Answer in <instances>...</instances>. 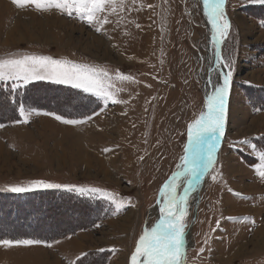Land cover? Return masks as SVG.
I'll use <instances>...</instances> for the list:
<instances>
[{"label":"rangeland","instance_id":"obj_1","mask_svg":"<svg viewBox=\"0 0 264 264\" xmlns=\"http://www.w3.org/2000/svg\"><path fill=\"white\" fill-rule=\"evenodd\" d=\"M126 3L133 10L121 13L119 27L113 16L98 33L55 9L37 12L12 0L0 2V58L49 55L103 68L113 77L119 70L138 81H106L127 104L105 103L47 80L15 92L10 81L0 82L13 99L35 109L28 123H16L18 111L13 120L7 117L16 103L0 94V189L43 179L102 188L125 206L117 212L107 199L62 189L0 191V238L59 241L52 247L0 245V264H70L81 253L87 254L83 264H129L138 236L159 217V189L177 170L188 123L204 110L211 31L198 0ZM225 11L232 27L222 54L235 59L226 130L217 153L218 179L204 176L191 193L187 264H264V178L254 167L264 150V107L255 111L259 108L244 92L247 86L264 88V5L227 0ZM48 109L84 122L65 124L45 114L53 113ZM244 139L249 144L239 143ZM99 156H115L107 163L119 171L104 173ZM4 206L17 213L5 212ZM202 246L205 252L199 253Z\"/></svg>","mask_w":264,"mask_h":264},{"label":"snow or ice","instance_id":"obj_2","mask_svg":"<svg viewBox=\"0 0 264 264\" xmlns=\"http://www.w3.org/2000/svg\"><path fill=\"white\" fill-rule=\"evenodd\" d=\"M18 8L33 7L37 12H50L55 9L60 14L69 17L75 16L81 21L93 27L96 32H101L105 25L112 24L110 17H117L116 27L124 18L122 12L133 10L126 0H12ZM137 0H131V5H135ZM204 14L211 25V43L214 46L215 68L209 69V83L212 84V91L205 97L204 110L190 121L187 125V142L184 145L183 154L179 157L180 163L177 170L170 178L164 182L159 189L161 199L159 204V217L150 227H145L138 236L134 249L129 258V264H187V251L185 249L186 229L189 227L188 217L190 211L189 200L191 193L195 191V186L199 184L204 176H211L213 181L218 179L219 169L216 168L217 153L221 139L225 134L228 101L231 93L233 70L235 59L222 54V46H226L231 29V21L228 18L225 5L227 0H202ZM251 4L264 5V0H249ZM148 8L154 5L148 4ZM264 23V21H262ZM140 28L139 24H136ZM203 59V57H201ZM216 71L220 81L213 83L211 72ZM50 81L55 84L70 85L73 88L82 90L84 93L95 95L105 103L109 101L114 104H127V100L117 99L113 91L114 83L106 84V81L119 80L121 82H135L131 75H126L117 70L116 76L97 66L88 63H78L67 58L54 59L49 55L24 54L14 58H0V82H11L10 87L13 92L22 87H26L34 81ZM148 87H151L148 85ZM122 91V89H116ZM21 119L16 123H28L29 117L35 109L27 108L25 104L15 101ZM259 111L260 109H254ZM53 115L57 120L65 124L75 125L82 123L73 118H65L56 113H45ZM91 116L86 120H91ZM4 125L0 123V128ZM241 144H249L247 139L239 141ZM255 149V145H251ZM110 151V149H105ZM260 163L254 165L258 175L264 178V150L258 152ZM143 160V157H140ZM181 178L184 183H178ZM182 188V191H178ZM38 189H62L68 192H75L81 196L90 198L107 199L116 208L122 207L113 194H109L105 189L97 187H85L70 183H54L48 180L35 179L28 184H8L0 191L13 193H26ZM229 191H232L229 189ZM130 199V198H129ZM134 207L135 205H130ZM228 220H236L238 217L230 216ZM247 219V217H245ZM255 223V221H252ZM221 220H216L219 227ZM99 227V225H96ZM215 231V229H213ZM52 243H59L53 241ZM52 243L39 239H2L0 245L12 246H32L44 244L52 247ZM208 244V240H204ZM103 252L105 249H99ZM205 247L199 249V253H204ZM81 253L70 264H83L81 257L86 256Z\"/></svg>","mask_w":264,"mask_h":264},{"label":"trees","instance_id":"obj_3","mask_svg":"<svg viewBox=\"0 0 264 264\" xmlns=\"http://www.w3.org/2000/svg\"><path fill=\"white\" fill-rule=\"evenodd\" d=\"M262 19V18H261ZM34 85H36V84H33V85H29V87H31V86H34ZM2 85L0 84V94H5L6 95V97H7V99H10L11 98V100H12V102H14L15 103V101H17L16 99H13V97L10 95V93H9V91H5L4 90V88L3 87H1ZM54 88H58V89H63V90H65V91H67V92H70V93H76V94H80V95H82L83 97H86V96H84L83 94H81L80 92H76V90H73V89H70V88H67V87H62V86H57V85H52ZM245 95L247 96V98H248V101H249V104L252 106V107H257V108H259V109H261V108H263L264 107V88H260V87H250V86H247L246 88H245ZM86 98H88L89 99V97H86ZM25 104V103H24ZM14 104H12V106H13ZM16 105V104H15ZM14 105V106H15ZM26 106H27V104H25ZM28 105H30V106H32L33 107V104H29L28 103ZM34 108H38L37 106H34ZM38 109H42V108H38ZM44 109V108H43ZM47 111H50V112H53V113H57V111H53V110H51V109H48ZM15 114H16V111H15V108H14V112L13 113H11V115H8L7 117L9 118V120H13L14 119V117H15ZM57 114H59V112L57 113ZM59 115H61V114H59ZM62 116H64V117H74V116H67V115H62ZM82 116V115H81ZM264 139V138H263ZM262 139H259V140H257L256 142L259 144V142L261 141ZM260 145V144H259ZM261 147H263L262 145L260 146V148ZM36 194H38V193H36ZM29 196V195H28ZM27 196V197H28ZM32 196L33 197H36L37 198V200H39V196L37 195H35V194H32ZM27 204L29 203V202H26ZM4 209H7V211L6 210H4L5 212H7V213H13V214H15V213H17V210L15 209V210H13V209H11V208H7L6 206H4ZM3 210V209H2ZM3 213V212H2ZM12 214V215H13ZM1 217V216H0Z\"/></svg>","mask_w":264,"mask_h":264},{"label":"bare ground","instance_id":"obj_4","mask_svg":"<svg viewBox=\"0 0 264 264\" xmlns=\"http://www.w3.org/2000/svg\"><path fill=\"white\" fill-rule=\"evenodd\" d=\"M199 1V3L202 5V9H203V3H202V0H198ZM0 2H1V0H0ZM203 12H204V10H203ZM45 15V14H44ZM205 18H206V22H207V24H208V27H209V29H210V31H211V34H212V29H211V25H210V23L208 22V19H207V16L205 15ZM210 39V47H211V49H210V54H211V60H212V52H213V45H212V43H211V37L209 38ZM108 52V51H107ZM125 53V55H126V57H128L129 55H130V52H124ZM124 55V54H123ZM133 55V54H132ZM131 57V56H130ZM123 58V57H122ZM134 58V57H133ZM210 63H211V61H210ZM210 65V64H209ZM207 77V76H206ZM208 77H209V75H208ZM211 79H212V82L213 83H216V82H218V74L216 73V72H212L211 73ZM205 91V94L206 95H208L210 92H211V90H212V84H207V87L204 89ZM89 131H90V129H86L85 130V133L84 134H88L89 133ZM101 131V130H100ZM105 131V130H104ZM103 130L101 131V133H103L104 132ZM106 132V131H105ZM93 135V134H92ZM66 136V135H65ZM69 136V135H68ZM105 137V136H104ZM106 138V137H105ZM105 146V145H104ZM85 150V149H84ZM84 152V151H83ZM86 153V152H85ZM98 156V155H97ZM86 157V156H85ZM115 156H111V157H102V156H99V159H98V161L101 163V165H102V168H103V172L104 173H107V172H109L108 171V169L109 170H111L112 172L114 171V172H118L119 171V169H117V168H115V166H113V165H111V164H109V163H107V162H109V161H113L112 159L114 158ZM96 158V157H95ZM86 160L84 161V164H85V167H90V163H89V160L87 159V158H85ZM97 160V159H96ZM82 163V162H81ZM109 164V167H111L112 169H110L109 167H108V165H105V164ZM113 172V173H114ZM107 175V174H106ZM198 186V184L195 186V193H196V187ZM262 237H264V232H263V235H262ZM37 256H39V255H35V257H37ZM33 259H37V258H33Z\"/></svg>","mask_w":264,"mask_h":264},{"label":"water","instance_id":"obj_5","mask_svg":"<svg viewBox=\"0 0 264 264\" xmlns=\"http://www.w3.org/2000/svg\"><path fill=\"white\" fill-rule=\"evenodd\" d=\"M209 43V42H208ZM215 67H217L215 64H214V47H213V52H212V60H211V64H210V66L208 67V69H207V77L204 79V81H203V90L207 87V84L209 83V77H208V75H209V69L210 68H215ZM212 72H216V71H212ZM211 72V73H212ZM217 73V72H216ZM218 74V73H217ZM218 82H222V81H220V77H219V75H218ZM210 84V83H209Z\"/></svg>","mask_w":264,"mask_h":264}]
</instances>
